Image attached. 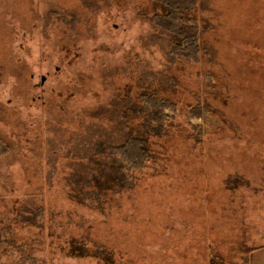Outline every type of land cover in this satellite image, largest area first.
<instances>
[{"label":"rangeland","instance_id":"1","mask_svg":"<svg viewBox=\"0 0 264 264\" xmlns=\"http://www.w3.org/2000/svg\"><path fill=\"white\" fill-rule=\"evenodd\" d=\"M160 1L0 0V264H264V0H193L198 61Z\"/></svg>","mask_w":264,"mask_h":264},{"label":"trees","instance_id":"2","mask_svg":"<svg viewBox=\"0 0 264 264\" xmlns=\"http://www.w3.org/2000/svg\"><path fill=\"white\" fill-rule=\"evenodd\" d=\"M160 2L165 8V11L161 14L155 13L152 19L173 34L174 41L171 44V53L177 57H186L187 59L198 61L200 58V28L195 23L184 21L182 15L185 9H189L194 4V1L161 0ZM146 100L150 105V107L148 105V108H150L148 114L153 121L163 123L165 119L174 115L171 110L174 103L170 99L149 95ZM196 110L198 112L196 113L197 115L194 113V116L200 117L201 114L199 113L201 109L196 108ZM145 142V139H141L138 136L127 137L122 146L113 148L112 151L119 161L120 166L129 171L142 167L144 162L151 157L150 149ZM6 150L7 146L1 143L0 153ZM69 244L68 252L73 256L84 257L93 255L101 257L106 264H114L115 262L112 255L108 254L107 247L104 245L96 243L90 245L88 241H80L77 237L71 238Z\"/></svg>","mask_w":264,"mask_h":264},{"label":"flooded vegetation","instance_id":"3","mask_svg":"<svg viewBox=\"0 0 264 264\" xmlns=\"http://www.w3.org/2000/svg\"><path fill=\"white\" fill-rule=\"evenodd\" d=\"M57 70H59V67H56ZM34 77V75H32ZM48 80V73H41L40 74V81L36 83V85L38 86H44V84L47 82Z\"/></svg>","mask_w":264,"mask_h":264}]
</instances>
